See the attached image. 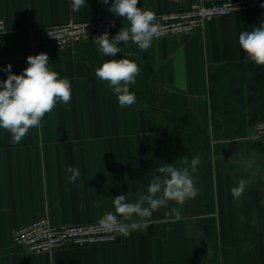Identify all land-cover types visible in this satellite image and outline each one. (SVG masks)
<instances>
[{
    "label": "crops",
    "instance_id": "crops-1",
    "mask_svg": "<svg viewBox=\"0 0 264 264\" xmlns=\"http://www.w3.org/2000/svg\"><path fill=\"white\" fill-rule=\"evenodd\" d=\"M199 1L211 0H140L138 7L154 12L156 23ZM113 2L85 0L73 12L71 0H0L8 27L0 81L9 63L18 75L29 55L46 52L72 92L19 144L0 129V264H264V141L252 138L264 121V66L238 42L264 21V8L213 18L189 37L158 38L147 50L121 42L115 57L104 56L94 40L73 52L47 41L49 25L116 19L111 39L127 26L109 11ZM122 58L140 68L129 85L136 103L128 107L95 75L106 60ZM195 155L197 196L183 205L170 201L146 218L149 227L130 230L116 244L35 254L13 242L16 228L41 217L55 224L100 221L114 213L116 196L135 203L154 174L162 175L158 167L182 168L181 158ZM69 166L79 170L75 183ZM241 179L248 183L236 199L231 189Z\"/></svg>",
    "mask_w": 264,
    "mask_h": 264
},
{
    "label": "clouds",
    "instance_id": "clouds-1",
    "mask_svg": "<svg viewBox=\"0 0 264 264\" xmlns=\"http://www.w3.org/2000/svg\"><path fill=\"white\" fill-rule=\"evenodd\" d=\"M140 0H114L109 8L117 17L125 18L127 26L122 27L110 39L106 31L94 37V43L104 56L115 57L121 52L120 43L127 44L130 40L141 50L151 46L153 37L159 35V25L155 24L156 14L138 7ZM108 4L109 0H103ZM72 11L79 12L85 6V0H71ZM264 8V4H261ZM240 48L256 65L264 66V21L259 26H253L251 31L239 34ZM27 67L21 74H15L12 64L2 69L8 73L7 78L0 81V129L11 134V142L19 144L32 128L40 127L45 115L51 112L57 102L68 104L72 98L71 84L67 78H60L58 73L49 67V55L41 52L27 57ZM140 73L138 64L130 59L106 60L95 69L96 77L112 87L121 107L136 103V96L129 89ZM254 159V155H253ZM182 168L164 163L157 168L162 175H155L147 186L146 194H140L135 203L126 202L125 195H118L113 201L114 213L108 212L99 221L100 226L108 231L128 236L130 230L149 227L146 218L154 211L168 207L170 201L183 205L187 199L195 198L198 190L190 174L200 163V156L195 155L188 160L181 158ZM70 181L75 183L80 176L79 170L71 166ZM247 181L241 179L238 186L231 189L234 198L239 199L244 193ZM174 218L180 220L179 208L173 210ZM139 218V222L134 220Z\"/></svg>",
    "mask_w": 264,
    "mask_h": 264
},
{
    "label": "built area",
    "instance_id": "built-area-1",
    "mask_svg": "<svg viewBox=\"0 0 264 264\" xmlns=\"http://www.w3.org/2000/svg\"><path fill=\"white\" fill-rule=\"evenodd\" d=\"M264 0H211L199 1L187 10L164 13L155 23L159 25L158 38L169 36L189 37L195 30L216 17H223L235 11L262 8ZM116 19L70 21L49 25L45 29L49 43L61 50L74 51L75 44L93 40L104 32L111 33L117 26ZM8 27L0 19V41L4 40ZM254 140L264 141V121L255 126ZM122 235L104 230L99 221L81 224H55L48 217H41L16 228L13 242L25 246L35 254L53 253L71 248H86L112 245L119 242Z\"/></svg>",
    "mask_w": 264,
    "mask_h": 264
},
{
    "label": "water",
    "instance_id": "water-1",
    "mask_svg": "<svg viewBox=\"0 0 264 264\" xmlns=\"http://www.w3.org/2000/svg\"><path fill=\"white\" fill-rule=\"evenodd\" d=\"M25 247V246H24ZM25 249L27 250V248L25 247Z\"/></svg>",
    "mask_w": 264,
    "mask_h": 264
}]
</instances>
